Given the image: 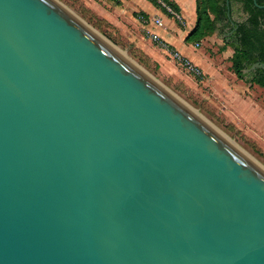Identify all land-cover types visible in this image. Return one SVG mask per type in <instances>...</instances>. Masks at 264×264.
<instances>
[{"label": "water", "instance_id": "95a60500", "mask_svg": "<svg viewBox=\"0 0 264 264\" xmlns=\"http://www.w3.org/2000/svg\"><path fill=\"white\" fill-rule=\"evenodd\" d=\"M63 11L0 0V264H264V174Z\"/></svg>", "mask_w": 264, "mask_h": 264}, {"label": "rangeland", "instance_id": "374dc122", "mask_svg": "<svg viewBox=\"0 0 264 264\" xmlns=\"http://www.w3.org/2000/svg\"><path fill=\"white\" fill-rule=\"evenodd\" d=\"M51 1L136 64L264 171V93L258 86L238 92L232 83L222 86L207 82L203 76L196 77L177 66L170 53L158 55L154 44L141 48L137 40L141 31L130 25L124 27V14L106 0ZM202 47L212 55L220 74L230 72L233 54L225 41L210 36L203 40Z\"/></svg>", "mask_w": 264, "mask_h": 264}, {"label": "crops", "instance_id": "0c3cea01", "mask_svg": "<svg viewBox=\"0 0 264 264\" xmlns=\"http://www.w3.org/2000/svg\"><path fill=\"white\" fill-rule=\"evenodd\" d=\"M106 1L113 3L109 0ZM169 2L177 9V11H174L166 6L174 14L168 12L166 8V12H162L148 0H118L117 5L113 4L118 12L124 14V27L130 25L141 31L142 36L137 39L141 48L143 46L148 47L152 43L158 49V55L161 54L163 56L169 53L172 55L173 52H178L183 58L202 71L203 77L207 82L214 81V83H219L222 86L232 83L238 92L247 90L252 85H255L249 82L251 79H238L231 70L220 74L214 58L202 47L203 40L201 44L199 43V47L195 46V42L186 41V38L196 25V0H169ZM139 17L144 18L145 21H140ZM155 19L160 21V26L154 24ZM215 25L216 29L212 37L217 38L220 21H217ZM153 34L158 36L157 42L152 40ZM228 47L230 46L228 45ZM230 51L233 54L234 48L230 47ZM143 52L146 54V50H143ZM177 66L179 65L177 64Z\"/></svg>", "mask_w": 264, "mask_h": 264}, {"label": "trees", "instance_id": "16d2710c", "mask_svg": "<svg viewBox=\"0 0 264 264\" xmlns=\"http://www.w3.org/2000/svg\"><path fill=\"white\" fill-rule=\"evenodd\" d=\"M118 4V0H109ZM162 12L166 9L159 3H163L170 9L177 11L169 0H148ZM226 0H196V25L186 38L187 42L199 43L212 36L216 29V22L225 19ZM243 5V12L247 15L246 22L238 27L237 46L231 58V71L240 80H245L243 70L255 62L264 64V0H230ZM143 66H145L142 63ZM248 82V81H246ZM262 88L264 93V69L256 71L254 78L249 81Z\"/></svg>", "mask_w": 264, "mask_h": 264}, {"label": "flooded vegetation", "instance_id": "af4514ba", "mask_svg": "<svg viewBox=\"0 0 264 264\" xmlns=\"http://www.w3.org/2000/svg\"><path fill=\"white\" fill-rule=\"evenodd\" d=\"M225 6H226V17L224 20L221 22H225L223 28H222V36H225L226 40H228L231 43L237 44V38H238V27L240 24L246 22L247 20V15L243 12V5L239 2H234L228 0V5H226L225 1ZM254 64H263L260 62H255L251 64L249 67H246L243 71L250 70V68ZM259 69H256L255 71H250L248 73H244L246 79H253L256 71Z\"/></svg>", "mask_w": 264, "mask_h": 264}, {"label": "bare ground", "instance_id": "6f19581e", "mask_svg": "<svg viewBox=\"0 0 264 264\" xmlns=\"http://www.w3.org/2000/svg\"><path fill=\"white\" fill-rule=\"evenodd\" d=\"M57 7H59L61 10H64L63 12L67 13L68 15H70L67 11H65V9H62L57 3H55ZM64 8V7H63ZM74 20H76L78 23L82 24L83 27H85V29H87L94 37H96L101 43H103L104 45H106L108 48H110L114 53H116L118 56L128 60L126 57H124V55H122L120 52H118L117 50H115L112 46H110L107 42H105L104 40H102L92 29L88 28L86 25L83 24V22H80L78 18L74 17L73 15H70ZM131 64H133L138 70H140L143 74L146 75V73L139 68L136 64H134L133 62H131L130 60H128ZM148 76V75H146ZM149 77V76H148ZM150 78V77H149ZM177 100V99H176ZM186 110H188L192 115H194L203 125H205L210 131H212L219 139H221L224 143H226L227 145H229L232 149H234L241 157H243L248 163H250L251 165H253L256 169H258L261 173L264 174V171L260 170V168H258V166H256V164L254 163V161L252 159H250V157L246 156L243 152L239 151L238 149H236L234 146H232L231 144H229V142H227V140L225 139V137L220 134L217 130H214L212 127H210L200 116H197L196 114H194L188 107L184 106L179 100H177Z\"/></svg>", "mask_w": 264, "mask_h": 264}, {"label": "built area", "instance_id": "2783aa9c", "mask_svg": "<svg viewBox=\"0 0 264 264\" xmlns=\"http://www.w3.org/2000/svg\"><path fill=\"white\" fill-rule=\"evenodd\" d=\"M159 3H160L164 8H166V9L168 10V12L174 14L173 11H171L169 8H167L163 3H161L160 1H159ZM138 19H139L140 21H142V22L145 21L144 18H142V17H139ZM154 24L157 25V26H160V25H161V23H160V21H159L158 19H155V20H154ZM152 40L155 41V42H157V41H158V36L153 34V35H152ZM195 46H196V47H199L200 44H199V43H196ZM172 58L176 61V63H177L181 68H183V69H184L185 71H187L188 73H190V74H192V75H194V76H196V77H202V76H203L202 71H201L198 67L192 65L188 60H186L185 58H183L178 52H173V53H172Z\"/></svg>", "mask_w": 264, "mask_h": 264}]
</instances>
